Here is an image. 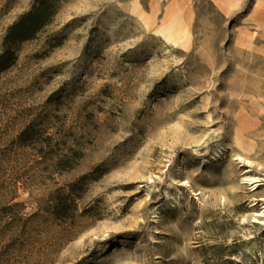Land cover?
<instances>
[{
	"label": "rangeland",
	"instance_id": "374dc122",
	"mask_svg": "<svg viewBox=\"0 0 264 264\" xmlns=\"http://www.w3.org/2000/svg\"><path fill=\"white\" fill-rule=\"evenodd\" d=\"M0 57V264H264V0H0Z\"/></svg>",
	"mask_w": 264,
	"mask_h": 264
},
{
	"label": "trees",
	"instance_id": "16d2710c",
	"mask_svg": "<svg viewBox=\"0 0 264 264\" xmlns=\"http://www.w3.org/2000/svg\"><path fill=\"white\" fill-rule=\"evenodd\" d=\"M44 18H45V14L43 12L37 11L29 18H22V20H19L14 25H12L9 28L6 39H5L7 48L10 47V44L16 38L30 37L37 30V28L39 27V24Z\"/></svg>",
	"mask_w": 264,
	"mask_h": 264
},
{
	"label": "bare ground",
	"instance_id": "6f19581e",
	"mask_svg": "<svg viewBox=\"0 0 264 264\" xmlns=\"http://www.w3.org/2000/svg\"><path fill=\"white\" fill-rule=\"evenodd\" d=\"M255 180L253 181V182H257V181H259V179L258 178H254Z\"/></svg>",
	"mask_w": 264,
	"mask_h": 264
}]
</instances>
